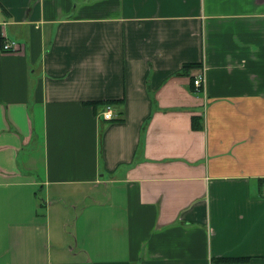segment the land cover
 I'll return each mask as SVG.
<instances>
[{
	"label": "crops",
	"instance_id": "obj_1",
	"mask_svg": "<svg viewBox=\"0 0 264 264\" xmlns=\"http://www.w3.org/2000/svg\"><path fill=\"white\" fill-rule=\"evenodd\" d=\"M0 264H264V0H0Z\"/></svg>",
	"mask_w": 264,
	"mask_h": 264
},
{
	"label": "built area",
	"instance_id": "obj_2",
	"mask_svg": "<svg viewBox=\"0 0 264 264\" xmlns=\"http://www.w3.org/2000/svg\"><path fill=\"white\" fill-rule=\"evenodd\" d=\"M3 37L5 38V41L3 43V50H5L6 52H17V51H20L22 48H24L23 45L19 44L16 41H9L5 32H3ZM205 78H206L205 73L204 71H202V73L197 77V79L193 81L194 86L197 90L202 89L203 85L206 83ZM102 117L106 121L114 120L115 110H114L113 105L107 104L105 106V109L102 111Z\"/></svg>",
	"mask_w": 264,
	"mask_h": 264
},
{
	"label": "trees",
	"instance_id": "obj_3",
	"mask_svg": "<svg viewBox=\"0 0 264 264\" xmlns=\"http://www.w3.org/2000/svg\"><path fill=\"white\" fill-rule=\"evenodd\" d=\"M195 66L196 65H194V64H187V65H185L183 72L186 73L190 68H193ZM115 103H117V102H114V101H112V102H99V103H97V106L98 105H102V104H104L105 106L107 104L114 105ZM197 119H198L197 117H194L193 121H192V127L195 130L200 128L199 125L197 124V121H198ZM150 120H151V117H149L148 120L146 121V123L144 124V127H143L144 131L146 130ZM122 121H123V119L114 118V120H112L110 122H112V123H121ZM229 260L230 259H222V261H229Z\"/></svg>",
	"mask_w": 264,
	"mask_h": 264
},
{
	"label": "rangeland",
	"instance_id": "obj_4",
	"mask_svg": "<svg viewBox=\"0 0 264 264\" xmlns=\"http://www.w3.org/2000/svg\"><path fill=\"white\" fill-rule=\"evenodd\" d=\"M62 205L65 206L66 208H68V210H70V212H72L71 206H74L75 202L70 197L69 199H66L65 203H62ZM80 208H81V206H80ZM67 218H68V220H67V230H66V232H71L74 229V227L72 226V223L74 222V216L71 215V213H70V215ZM60 229H61V226H60ZM58 233H59V229H56V234H58ZM63 238L66 241V243L68 242L71 245L72 244L74 245V243L69 242V240H71L72 238H69L67 234H64Z\"/></svg>",
	"mask_w": 264,
	"mask_h": 264
}]
</instances>
